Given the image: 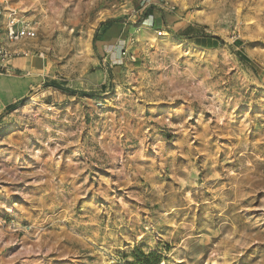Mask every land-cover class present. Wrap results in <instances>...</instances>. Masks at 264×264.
Instances as JSON below:
<instances>
[{
	"label": "rangeland",
	"instance_id": "374dc122",
	"mask_svg": "<svg viewBox=\"0 0 264 264\" xmlns=\"http://www.w3.org/2000/svg\"><path fill=\"white\" fill-rule=\"evenodd\" d=\"M12 4L0 264H264V0Z\"/></svg>",
	"mask_w": 264,
	"mask_h": 264
},
{
	"label": "crops",
	"instance_id": "0c3cea01",
	"mask_svg": "<svg viewBox=\"0 0 264 264\" xmlns=\"http://www.w3.org/2000/svg\"><path fill=\"white\" fill-rule=\"evenodd\" d=\"M9 74L0 75V124L12 106H17L34 87L44 80V60L38 53L14 56L9 60Z\"/></svg>",
	"mask_w": 264,
	"mask_h": 264
},
{
	"label": "built area",
	"instance_id": "2783aa9c",
	"mask_svg": "<svg viewBox=\"0 0 264 264\" xmlns=\"http://www.w3.org/2000/svg\"><path fill=\"white\" fill-rule=\"evenodd\" d=\"M35 36V28L21 16L12 0H0V75L9 74L12 57L32 53L27 41Z\"/></svg>",
	"mask_w": 264,
	"mask_h": 264
},
{
	"label": "trees",
	"instance_id": "16d2710c",
	"mask_svg": "<svg viewBox=\"0 0 264 264\" xmlns=\"http://www.w3.org/2000/svg\"><path fill=\"white\" fill-rule=\"evenodd\" d=\"M51 86H55V87H60L59 84H57L56 82H53L50 84ZM15 108L14 106H12L10 109Z\"/></svg>",
	"mask_w": 264,
	"mask_h": 264
}]
</instances>
